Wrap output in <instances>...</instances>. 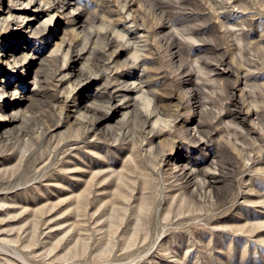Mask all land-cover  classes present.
<instances>
[{"label": "rangeland", "instance_id": "rangeland-1", "mask_svg": "<svg viewBox=\"0 0 264 264\" xmlns=\"http://www.w3.org/2000/svg\"><path fill=\"white\" fill-rule=\"evenodd\" d=\"M49 1L0 0V264H264V0Z\"/></svg>", "mask_w": 264, "mask_h": 264}, {"label": "bare ground", "instance_id": "bare-ground-1", "mask_svg": "<svg viewBox=\"0 0 264 264\" xmlns=\"http://www.w3.org/2000/svg\"><path fill=\"white\" fill-rule=\"evenodd\" d=\"M49 1V0H48ZM55 1V0H54ZM53 1V2H54ZM9 2L11 3H18V4H25V7H35V4L37 2V0H9ZM51 3V1H49ZM53 2L51 3V5L53 4ZM56 3V2H55ZM54 3V4H55ZM50 5V6H51ZM7 14L0 18V38L5 35L7 32L11 31V29L14 27V26H20L22 27L23 29H25V20L29 17V15L26 13L25 16L23 18L20 19L21 15L20 12H15L13 11L12 7L9 6L7 7ZM22 13V12H21ZM31 26V25H30ZM22 29V30H23ZM38 29V28H37ZM13 30V29H12ZM36 30V29H35ZM41 30L38 29L36 31H34V33H38L40 32ZM122 34V33H121ZM6 41V39H5ZM21 42V45H22V41L20 40ZM28 44L25 43L24 46H18V50H16L14 53H12L10 56L13 58V62H17L19 60H21V58L25 57L26 55V58H29L30 55L27 54V52H25V46H27ZM55 48H54V51H59L60 49H62V45L59 44V43H56V45H54ZM2 61V58L0 56V62ZM8 62L10 63V60H8ZM11 67H14V64L12 63ZM28 71H23L22 73H27ZM73 72V71H72ZM64 73V72H63ZM73 75V73H72ZM64 76V74H63ZM86 78V77H85ZM89 78V77H88ZM85 81V80H84ZM35 83L38 85L37 87L39 88L37 91L39 93L42 92L41 88H42V80H41V77H38L36 80H35ZM71 84V82H70ZM73 84V83H72ZM73 85H70V87L72 88ZM44 89V88H43ZM73 89V88H72ZM124 89V88H123ZM74 90V89H73ZM125 90V89H124ZM130 89H128L127 91H124V92H113L110 90V93H111V96L109 98V102H111V105L108 106L107 108H104V109H101V110H98L97 108H91L92 110V114L93 115H83L84 117H87L86 120H85V129L87 128V132L89 133H93V135L96 134V129L98 128V126L101 124V123H104L106 121H110V119L113 118V114L114 113H118L119 111L123 110V105H119L116 100H121L123 101L127 96H129L130 92H129ZM36 91V92H37ZM72 90H70L71 92ZM17 90H13V89H6L5 85H2L0 87V98L1 96H5V95H8L9 97H13L12 98V103H15V98H16V94H17ZM8 100V99H7ZM12 103H10V107L9 109H12L11 111H9V109L7 110L6 108H4L3 106H0V116L1 117H9L8 120L4 121L3 125L0 126V138L4 137L5 134L8 132L10 125L11 124H15L17 123L18 121H22L23 119V113L24 111H22L21 108H18V109H15L14 105H11ZM125 104L127 103V106L125 109V112L123 113V118L121 120H123L127 114H129L131 111H136L135 110V106H136V101H130V99H128L127 101L124 102ZM22 107V106H20ZM88 108V107H87ZM82 114V113H81ZM20 115L22 116V118L20 117ZM81 116V115H80ZM80 118L81 120V117H78ZM127 118V117H126ZM125 118V119H126ZM124 119V120H125ZM146 122H148V119L145 120ZM82 122V121H81ZM16 125V124H15ZM52 126V125H51ZM54 126V125H53ZM49 127V126H48ZM58 127V126H57ZM51 128V127H49ZM48 128V129H49ZM20 129V128H19ZM42 131V130H41ZM51 131V130H50ZM43 132H45V130H43ZM42 132V133H43ZM46 134V133H45ZM209 179V178H208ZM210 183L212 182L211 179L208 180Z\"/></svg>", "mask_w": 264, "mask_h": 264}]
</instances>
